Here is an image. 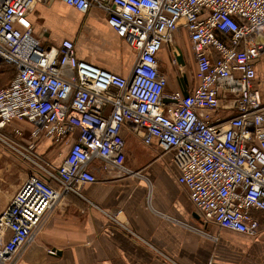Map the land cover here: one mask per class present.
I'll return each instance as SVG.
<instances>
[{"label":"built area","instance_id":"built-area-1","mask_svg":"<svg viewBox=\"0 0 264 264\" xmlns=\"http://www.w3.org/2000/svg\"><path fill=\"white\" fill-rule=\"evenodd\" d=\"M60 1L81 13L101 10L135 61L123 77L78 60L70 40L44 47L27 20L36 0H0V75H11L0 87V143L37 168L0 213V264H17L55 203L81 197L97 171L113 181L135 176L123 164L124 129L155 145L159 159L171 155L203 223L264 234V102L253 84L264 53V0ZM183 33L196 85L165 93L157 54ZM173 63L187 65L184 56L183 65ZM220 110L231 115L221 118ZM19 122L30 125L27 145ZM40 138L60 156L67 148L57 167L34 153ZM118 213L107 216L137 238Z\"/></svg>","mask_w":264,"mask_h":264},{"label":"crops","instance_id":"crops-1","mask_svg":"<svg viewBox=\"0 0 264 264\" xmlns=\"http://www.w3.org/2000/svg\"><path fill=\"white\" fill-rule=\"evenodd\" d=\"M27 20L44 47L58 48L70 40L78 60L123 77L130 73L134 52L107 25L101 10L81 13L60 0H36ZM174 51H184L187 65L182 70L173 63ZM190 51L183 33L174 35L157 54L167 78L165 93L187 94L196 85ZM254 71L253 84L264 102V53ZM230 115L231 111H219L221 118ZM16 124L30 130L27 123ZM121 136L123 164L135 176L113 181L97 171V182L83 185L81 197L69 194L55 203L17 264H264V234L247 236L203 223L186 189L177 183L179 172L171 155L159 159L155 145L144 146L126 129ZM21 142L29 143L28 134ZM34 150L57 167L67 148L57 156L54 143L40 138ZM4 152L0 151V213L32 172ZM117 212V219L137 238L107 216Z\"/></svg>","mask_w":264,"mask_h":264},{"label":"rangeland","instance_id":"rangeland-1","mask_svg":"<svg viewBox=\"0 0 264 264\" xmlns=\"http://www.w3.org/2000/svg\"><path fill=\"white\" fill-rule=\"evenodd\" d=\"M180 53H181V55L183 56V52L184 51H179ZM176 55H178V51H175L174 52V56H176ZM2 83H0V86L2 87V86H4V85H6L5 84V82L4 81H1ZM23 130H24V128L23 127H21ZM25 131V135H27L28 133L26 132V130H24ZM4 133H5V135H9V129L8 128H6L5 130H4ZM6 146H4L3 144H1L0 143V151H1V153L3 154V153H5L4 151H7L6 153H8V154H11V155H13V156H15V157H17V158H19L20 160H22L23 161V165L26 167H29V168H31V170L33 171L34 169L36 170L37 168H36V166L32 163V162H29L28 160H26V159H24L21 155H18V154H16L14 151H12L11 149H7V148H5ZM34 151V153H35V150H33ZM36 154V153H35ZM56 155L57 156H60V155H58L57 154V152H56ZM40 158H41V160H43V162H47V159H45L44 157H42V156H40Z\"/></svg>","mask_w":264,"mask_h":264},{"label":"trees","instance_id":"trees-1","mask_svg":"<svg viewBox=\"0 0 264 264\" xmlns=\"http://www.w3.org/2000/svg\"><path fill=\"white\" fill-rule=\"evenodd\" d=\"M9 79H10V75L9 74L0 75V83H2L1 81H4L5 84H6V83H8Z\"/></svg>","mask_w":264,"mask_h":264},{"label":"water","instance_id":"water-1","mask_svg":"<svg viewBox=\"0 0 264 264\" xmlns=\"http://www.w3.org/2000/svg\"><path fill=\"white\" fill-rule=\"evenodd\" d=\"M175 59L178 64L183 65V56L181 55L179 51H178V55L175 56Z\"/></svg>","mask_w":264,"mask_h":264}]
</instances>
